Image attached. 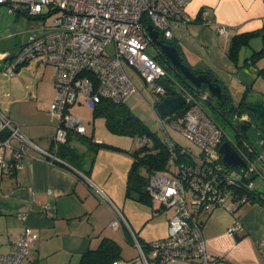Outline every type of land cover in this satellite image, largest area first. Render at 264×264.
Instances as JSON below:
<instances>
[{
  "label": "built area",
  "instance_id": "built-area-1",
  "mask_svg": "<svg viewBox=\"0 0 264 264\" xmlns=\"http://www.w3.org/2000/svg\"><path fill=\"white\" fill-rule=\"evenodd\" d=\"M190 1L0 0V5L6 4L9 13L21 10L29 17L58 14L46 33L29 35L25 44L10 50L0 64V77L4 78H13L21 66L35 58H45L53 66L55 94L49 112L58 119V124L51 149L43 152L51 163L58 160L56 151L66 143L68 133L83 135L86 132L82 121L70 113L73 105L83 102L94 109L102 100L120 104L136 92L123 63L133 68L147 85L153 86L155 103L152 109L162 128L165 123L171 124L200 149L201 162L184 164L179 158L186 149L179 147L170 136L165 137V147L170 154L167 170L149 175L146 191L152 207L174 209L168 221V235L151 242L148 255L143 254L136 243L140 253L131 262L133 264H215L217 258L205 251L201 217L218 207L235 213L238 204L249 202L248 197L240 195V189L254 191L264 200V188H255L252 180L244 177L246 173L261 175L253 160L240 152L246 162L242 171L231 169L222 162L218 148L230 139L206 109L210 94L207 91L190 92L155 58L146 54L150 45L146 27L151 25L158 32L159 40L174 41L178 26L192 22L186 13ZM200 18L201 23L211 25L212 12L205 8ZM215 31L223 36L226 30L217 26ZM160 80L166 81L171 90L160 85ZM175 96L183 97L184 105L170 117L159 116L155 104ZM149 142L147 137L141 136L137 139V146ZM27 146L39 150L23 137L16 123L0 113V176L21 169ZM19 216L24 218L25 214ZM116 216L111 227L124 221L120 211ZM240 228L235 217L226 233L233 236ZM33 245L31 230L26 227L14 243L12 252L0 254V264H24ZM256 248L264 259V236L257 240ZM113 264L129 262L116 261Z\"/></svg>",
  "mask_w": 264,
  "mask_h": 264
},
{
  "label": "crops",
  "instance_id": "crops-1",
  "mask_svg": "<svg viewBox=\"0 0 264 264\" xmlns=\"http://www.w3.org/2000/svg\"><path fill=\"white\" fill-rule=\"evenodd\" d=\"M205 8L212 12L211 25L201 23V12ZM186 13L192 22L179 25L178 36L174 38L180 47L183 62L194 71L215 77L230 95L233 106H238L243 97L246 104L258 102L264 105V93L259 90L261 93L255 101L248 103L245 97L256 89L255 83L249 84L252 75L264 68V0H191ZM217 26L225 28L223 36L216 33ZM248 33L255 35L240 48L237 60H231L228 56L231 38ZM257 52L260 55L254 68L247 66L246 59ZM260 62L261 65L257 66ZM237 79L238 83L234 81ZM232 82L239 86L240 99L232 98ZM54 94L53 84L50 104ZM49 118L52 135L48 138L39 132L46 124H35L40 126L37 131L40 135H36L33 128H28L32 126L30 123L13 119L23 137L39 150L27 146L21 169L8 176H0V254L12 252L14 243L26 227L31 230L34 245L25 264H77L82 254L96 249L104 238L112 239L119 245L120 261H132L140 253L136 243L141 247L166 238L169 220L161 214V210L165 209L158 208L156 211L151 205L129 202L125 197L132 158L129 160L125 154L99 149L87 174L72 171L59 161L51 163L43 152L51 149L58 119L51 114ZM47 132L50 131L47 129ZM138 138H134V149L138 147ZM72 144L84 150L82 145L76 142ZM118 148L127 152L134 150ZM118 211L122 213L124 221H120L117 227H111ZM23 214L24 218L19 216ZM235 217L241 228L233 236H228L227 228ZM148 222L161 227L154 237H146L143 229L141 232L138 230ZM201 222L205 251L207 255L217 258L215 264H264L256 248L257 240L264 236V205L257 202L240 203L235 213L218 207L201 217ZM142 253L145 254L143 250Z\"/></svg>",
  "mask_w": 264,
  "mask_h": 264
},
{
  "label": "rangeland",
  "instance_id": "rangeland-1",
  "mask_svg": "<svg viewBox=\"0 0 264 264\" xmlns=\"http://www.w3.org/2000/svg\"><path fill=\"white\" fill-rule=\"evenodd\" d=\"M57 16L58 14H51L44 17H29L21 10L19 12L13 11L12 13H9L8 7L1 5L0 50L13 51L17 49L18 46L25 44L29 35H43L46 33L47 28L53 24V21ZM146 54L151 58H155L156 56L154 48L150 45L146 48ZM242 56L243 54L240 55V62L242 61ZM41 59H43L42 62ZM260 65L261 62L257 64V66ZM123 68L136 88V92L134 94H131L125 98V105L139 119H141V121L149 128L151 132H156L159 137L162 138H165L167 135L170 136L179 147L186 149L190 153L193 162L197 164L201 162V151L197 146L190 143L188 139H186V137H184L176 128L172 127L171 124L165 123L164 128H162L160 125L158 117L152 109V106L155 103L152 93L153 86L147 85L143 78L127 64L123 63ZM53 73V66L48 64L45 58H35L29 61L27 64L21 66L13 78L0 77V113L12 121L13 119L16 121H20L22 119L26 121V123H30L29 125L32 126H29L28 128H33L35 132L34 134L36 135H40L37 134L38 128L40 126L35 124L37 122H42L43 124H46L44 127L46 126L47 128L45 127L39 132L41 135H44L43 137H50L52 135V130L50 128L51 125L49 124V107L50 97L52 95L53 89ZM255 75L257 77L256 72ZM255 75H252V79L250 80L252 82H249V84L255 83L254 88L256 89L250 91L247 93V96H245L248 103L255 101L261 92L264 93V89H262L264 88V79H256L254 77ZM234 81L237 82L238 79ZM237 83L232 82L230 90L232 92V98L235 100L242 97L240 92L237 90L239 88ZM212 101L214 102L215 100L212 99ZM71 109V115L82 121L86 130V137H93V141L95 143H105L109 145H115V147H126L127 149L133 148L135 144L134 138L129 136L114 135L108 132L104 125L103 119L94 117L93 110L87 107L83 102L82 104L73 105ZM206 109L209 111V113H211V109L208 107H206ZM38 117L40 119H38ZM213 117L222 127L227 138L235 142L231 130L222 124L218 119H216L215 116ZM47 129L50 131L49 133L47 132ZM107 150L110 153L125 154L126 157L131 160V157L123 149H121L122 151L110 149ZM254 166L260 171L261 175H257V173L252 175L246 173V177L252 180L255 188L262 189L264 188V180H262V176H264V164H262L261 161L255 157ZM127 201L135 202L131 199H127ZM155 208L157 211L158 208ZM173 210V208L169 210H161V214H164L169 220L173 215ZM159 228L161 227L148 222L145 224L144 228H142L141 225L138 230L141 232V229H143V233L146 237H154L157 235ZM146 253V255H148L150 252L146 250Z\"/></svg>",
  "mask_w": 264,
  "mask_h": 264
},
{
  "label": "trees",
  "instance_id": "trees-1",
  "mask_svg": "<svg viewBox=\"0 0 264 264\" xmlns=\"http://www.w3.org/2000/svg\"><path fill=\"white\" fill-rule=\"evenodd\" d=\"M254 35L255 33H248L233 36L230 40L228 48L229 58L233 61H236L240 48L243 45H247L249 40ZM164 43L175 46L178 50V53L181 54L180 47L175 41H166ZM259 55L260 53L257 52L251 57L247 58V66L254 68L255 62L257 61ZM155 60L157 61L158 59L155 57ZM157 62L168 72L169 75H172V77L176 79L162 62ZM193 72L195 74L200 73L194 70ZM256 73L258 77L264 79V68L256 70ZM208 75L212 81L220 84L215 77H213L211 74ZM222 100L223 102L232 105L230 95L223 87ZM244 105H246V102H244L243 97L241 103L238 104V107L243 109ZM92 110L94 117L103 119L106 129L111 134L129 136L131 138L145 136L149 139V143L139 146L131 152L125 151L132 158V163L127 174L125 197L139 203L151 205L149 195L146 191V183L149 175L155 172L167 170L170 154L165 147V138L159 137L156 132H151L149 128L141 121V119H139L124 103L114 104L110 101L102 100ZM242 113H246V111L242 110ZM258 126L260 128H264V123L258 124ZM72 142L82 145L84 150H80L77 146H74ZM235 146L236 148L240 149V151H243L251 160L255 159V156L242 142L240 143L239 141L235 143L233 147L235 148ZM99 149L122 151L117 147L105 143H95L93 141V137L80 136L70 132L68 133L66 143L58 147L56 151V157L58 159L57 161L61 162L62 165L67 166L72 171L77 170L87 174L93 164L95 153ZM179 161L184 162V164L193 163L191 155L187 150H185L184 154L180 155ZM244 177H246V175ZM248 180L251 181L249 178ZM239 192L241 196L244 195L248 197L249 202H257L261 205H264V200H261L260 197L258 198L254 191L240 189ZM200 226L202 227L201 221ZM149 245L150 243L142 246V250L145 254L146 250H149ZM120 259L121 255L119 245L112 239L104 238L100 241L96 249L88 250L82 254L77 264H113L116 261H120ZM132 261L124 262L133 264L131 263Z\"/></svg>",
  "mask_w": 264,
  "mask_h": 264
},
{
  "label": "water",
  "instance_id": "water-1",
  "mask_svg": "<svg viewBox=\"0 0 264 264\" xmlns=\"http://www.w3.org/2000/svg\"><path fill=\"white\" fill-rule=\"evenodd\" d=\"M1 6V5H0ZM6 6V4L4 5ZM148 38L150 39V46H152L156 53V58H159L164 66L179 80V82L185 86L188 90L195 94H199L203 89L210 93V100L207 102V106L211 110H215L212 99L219 103H223L222 100V87L217 82L211 80L207 73L195 74L191 68H189L182 60L178 50L175 46L164 43L159 40V35L156 30H153L151 25L146 27ZM159 84L165 87L167 90H171L166 81L160 80ZM184 105V99L181 96H175L171 98H165L155 104V110L159 116L170 117L173 113L179 110ZM246 111L250 117L248 121L240 122L239 131H235L230 122L226 125L233 129L239 136V140L248 148V150L257 158L260 157V161L264 164V128H260L258 124L264 123V105L261 103L246 104L242 109ZM250 128L251 133L247 132ZM246 132L245 136H251L252 141L241 137L240 133ZM254 146H257V150ZM218 153L221 156L222 162L234 169H245L246 162L240 157L232 143L224 141L218 148Z\"/></svg>",
  "mask_w": 264,
  "mask_h": 264
},
{
  "label": "flooded vegetation",
  "instance_id": "flooded-vegetation-1",
  "mask_svg": "<svg viewBox=\"0 0 264 264\" xmlns=\"http://www.w3.org/2000/svg\"><path fill=\"white\" fill-rule=\"evenodd\" d=\"M8 53H9V51H6V50H0V61L1 60H4V59H6L7 58V55H8ZM158 60L157 61H160V59L159 58H157ZM161 62V61H160ZM214 100V99H213ZM213 102V101H212ZM213 105L215 106V110L213 111V110H211V115H213V116H215L216 117V119H218L222 124H224L225 126H227L226 125V123H228V122H230L231 123V125H232V127H233V129L237 132V131H239V129H240V122L241 121H243V120H245V121H248V120H250V117H249V115L248 114H242L241 112H242V108H240V107H238V106H233V104L232 105H229V104H227V103H225V102H223V103H219V102H217V101H214L213 102ZM214 118V117H213ZM217 121V120H216ZM228 127V126H227ZM229 128V127H228ZM230 129V128H229ZM233 129H230L231 130V132L233 133V137H234V140H235V142L237 143V142H239L240 141V143H241V140H239V135L236 133V132H234V130ZM251 130L252 129H250V128H248L247 129V132L248 133H251ZM245 134H246V132L244 133V132H242V133H240V136L243 138V137H245L246 139H248V140H250V141H252L253 139L251 138V136H248V137H246L245 136ZM252 139V140H251ZM230 142L232 143V145H235V142H233L232 140H230ZM255 147V149L257 150V146H254ZM235 148H236V146H235ZM237 150L239 151V153L240 152H242V153H244L243 151H240V149H238L237 148Z\"/></svg>",
  "mask_w": 264,
  "mask_h": 264
}]
</instances>
